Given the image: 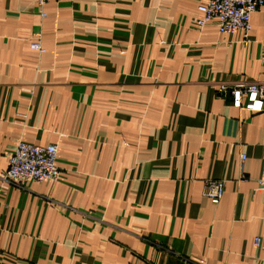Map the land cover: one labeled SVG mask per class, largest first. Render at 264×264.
Segmentation results:
<instances>
[{"label":"crops","instance_id":"crops-1","mask_svg":"<svg viewBox=\"0 0 264 264\" xmlns=\"http://www.w3.org/2000/svg\"><path fill=\"white\" fill-rule=\"evenodd\" d=\"M209 1L0 0V264H264V111L216 94L264 83V6L244 41ZM21 140L56 182L2 180Z\"/></svg>","mask_w":264,"mask_h":264},{"label":"built area","instance_id":"built-area-1","mask_svg":"<svg viewBox=\"0 0 264 264\" xmlns=\"http://www.w3.org/2000/svg\"><path fill=\"white\" fill-rule=\"evenodd\" d=\"M50 1L52 0H37L42 17H46L43 8ZM263 6L264 0H210L199 7L202 16L197 23L203 28L209 21L216 19L221 34L241 32L244 41H248L252 31V16ZM31 48L42 54L46 52L38 41L33 42ZM216 94L221 99L231 100L239 109L264 111V83L222 82L217 85ZM58 152L55 144L35 145L21 140L10 155L8 169L2 174V180L20 188H25L31 182H56L61 174L57 165ZM244 159L245 156L242 155V160ZM258 187L264 190V177L258 180ZM224 193V181L210 180L204 183L203 195L211 202L219 203ZM254 246L264 251V237H256Z\"/></svg>","mask_w":264,"mask_h":264}]
</instances>
